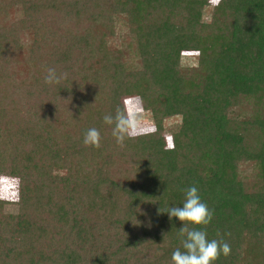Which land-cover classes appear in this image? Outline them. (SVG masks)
Segmentation results:
<instances>
[{
    "label": "trees",
    "instance_id": "16d2710c",
    "mask_svg": "<svg viewBox=\"0 0 264 264\" xmlns=\"http://www.w3.org/2000/svg\"><path fill=\"white\" fill-rule=\"evenodd\" d=\"M209 5L0 0V176L19 184L0 264H172L165 211L191 186L231 245L215 264H264V0H216L206 21ZM126 97L152 129L120 148L103 117Z\"/></svg>",
    "mask_w": 264,
    "mask_h": 264
},
{
    "label": "clouds",
    "instance_id": "9594fccd",
    "mask_svg": "<svg viewBox=\"0 0 264 264\" xmlns=\"http://www.w3.org/2000/svg\"><path fill=\"white\" fill-rule=\"evenodd\" d=\"M67 78V73H57L56 68L48 67L44 76L47 85L60 84ZM106 125L112 126L111 134L116 144L123 148L126 140L137 139L139 134L148 129L146 124V111L142 107L141 99L138 97H126L122 107H118L115 114H106L103 117ZM85 147L99 148L101 146L100 131L96 128L88 129L82 141ZM13 178L0 176V191L7 192L15 190L16 200L11 203H19V184L11 182ZM184 192L182 206H174L167 209L169 220L178 218L182 222L178 237L181 248L173 251L172 264H215L221 255L227 257L231 253V245L224 240L218 232L217 238L209 239L207 226L213 220L214 213L209 209L207 203L203 202L196 186L181 189ZM0 201H7L5 195H0ZM18 208H8L6 212L18 214ZM230 235V233L226 234Z\"/></svg>",
    "mask_w": 264,
    "mask_h": 264
},
{
    "label": "rangeland",
    "instance_id": "374dc122",
    "mask_svg": "<svg viewBox=\"0 0 264 264\" xmlns=\"http://www.w3.org/2000/svg\"><path fill=\"white\" fill-rule=\"evenodd\" d=\"M215 2H216V0H210V5L205 8L204 13H203V19L204 20H206V21L209 20L208 18H209L211 11H212V4H214ZM119 33H120L119 31H115V35H114V38L112 39V42L116 45H112L113 47L114 46H122L120 43H122V41L124 42V39L123 40L119 39ZM196 54H197V52L194 49L184 50L182 53V63L188 64L191 61H194ZM168 121H172V120L169 119ZM145 127L148 129V131L152 129V120L150 119L148 112H146ZM145 133L139 134L138 136L143 135ZM246 171L249 172V168H246ZM9 178H11V177H9ZM11 182L13 184H17L16 178H13L11 180ZM0 195H5L7 197V201L5 202V204L3 206L4 212H6V209H8V208H18V205L16 203H11V201L16 200L17 192L15 190L7 191V192L0 191ZM6 213H12V212H6Z\"/></svg>",
    "mask_w": 264,
    "mask_h": 264
}]
</instances>
